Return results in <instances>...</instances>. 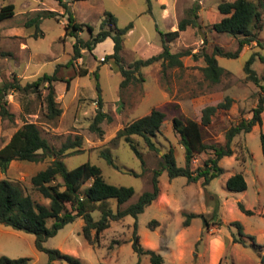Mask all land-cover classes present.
I'll return each instance as SVG.
<instances>
[{"label": "rangeland", "instance_id": "obj_1", "mask_svg": "<svg viewBox=\"0 0 264 264\" xmlns=\"http://www.w3.org/2000/svg\"><path fill=\"white\" fill-rule=\"evenodd\" d=\"M220 1L222 0H150L149 5L147 0H0V7L10 2L14 4V13L0 19V83L14 80L16 76L17 81L25 85L39 75L56 71L59 78L54 80L53 84L56 100L62 107L60 115L49 119L45 114L44 100L47 89L43 85H40L39 91L17 87L9 89L5 97L9 115L0 114V147L25 121H33L38 125L52 151L58 150L69 139L79 138V145L68 148L61 154L66 166L72 168L87 161L95 163L100 166L106 181L133 187L132 196L123 206L136 201L143 191L151 188L153 168L159 165L162 153L173 148L177 164L185 163L184 148L170 121L173 115L193 116L199 119L202 108L225 100L228 95L226 91L229 89H238L240 94H247L245 101L249 102L250 109L253 107L252 103L256 104L258 101L261 92L259 85L251 80H249L251 83H247L245 77L237 78L231 72H225L216 83L204 77L201 69L205 64L203 53L211 52L215 45L225 50H236L241 38L240 35L216 31L212 27V24L223 15L218 9ZM254 1L259 3L258 8L262 15V26L257 32L262 45L242 47L239 55L235 57L216 56L219 65L234 73L243 68L245 61L253 53L255 59L252 67L259 75L264 72V59L259 57V54L264 55V0ZM192 6H197V25H188L176 38L168 41L171 52L182 50L191 52L181 57L183 60L181 66L163 65L161 60L153 61L141 66L143 80L121 86L122 76L118 65L108 57L113 51L111 37L97 42L91 50L82 48V56L70 62L75 36L65 33L69 13L76 21L82 23L83 27L78 35L84 39L90 36L87 24H90L93 33H96L106 11L117 17L119 26L132 21L133 27L125 34L120 52L121 63L128 66L137 58H145L160 52L163 45L161 32L177 28L178 21L190 14ZM47 9L53 10L55 14L42 17L39 31L35 34V24L28 25L26 21L39 11ZM104 56H107L105 60ZM83 69H86L87 73L82 74ZM261 82L264 84V80ZM97 83L100 90L97 89ZM156 105L166 112L161 131L151 136L159 151L149 148L145 139L138 134H131V137L142 157L123 136L116 142L111 141L119 128ZM97 110L106 112V115L91 128ZM219 118L217 116L215 122ZM261 132H264V126L257 123L250 131L237 135L233 144L237 158L223 156L218 162L225 168L224 172H242L247 183L243 192L227 189L222 173L205 183L207 189L215 191L217 196L209 203V212L194 220L196 225L203 228L204 234L208 232L206 223H214L220 226V230L214 233L229 234L232 229L234 235L238 237L236 225L221 224L223 219L228 220L238 215L245 218L244 224L247 229L255 231L256 234L257 224L264 223V216L257 214V208L264 205V155ZM202 133L206 141L213 142L207 138L208 131L205 126L202 127ZM102 148L110 150L118 167H114L99 154ZM210 150L193 158L191 167L196 169L202 165ZM51 159L50 154L41 155L36 161L13 159L5 170H0V178H10L35 199L47 201V198L32 187L30 176ZM130 168L140 174L124 170ZM160 177L167 178V171L163 170ZM177 177L180 178L175 181L177 185L185 179L184 176ZM236 197H239V200H236ZM109 201L113 210H116V199L110 198ZM239 202L252 212L246 213L241 210ZM92 215L94 219H98L100 210H92ZM158 217L156 207L147 205L137 217L140 230L147 229V223ZM134 220L130 214L120 220H111L110 225L98 235L97 247L91 250L84 248L83 254L87 264L90 261L92 264H152L149 256L135 251L128 240ZM238 221L241 223V220ZM71 227L74 228L73 234L68 235ZM77 227V221L67 222L46 241L52 246L59 243L72 245L75 241L82 242L84 236L77 232ZM22 232L35 238L31 232ZM193 237L194 234H191L190 238ZM0 238L3 245L0 248V255L28 256L29 264H42L48 259L45 251L36 250L34 242L32 246H27L13 234H0ZM242 239L244 242L238 240L232 247L233 252L230 250L226 252L222 264H264V254L259 255V249L251 243L250 238L242 236ZM6 242H9L8 245ZM203 242L199 240L194 250L202 249ZM13 245L17 246L15 250ZM45 245L47 246L46 243ZM36 253L39 254V259L35 258ZM186 254L184 262L175 264H208L207 252L198 260L191 253ZM59 262L66 264L63 260Z\"/></svg>", "mask_w": 264, "mask_h": 264}, {"label": "trees", "instance_id": "obj_2", "mask_svg": "<svg viewBox=\"0 0 264 264\" xmlns=\"http://www.w3.org/2000/svg\"><path fill=\"white\" fill-rule=\"evenodd\" d=\"M150 5V0H147ZM258 4L254 0H222L218 3V9L223 14L222 17L212 24L216 31H225L233 35H240L239 46L236 50H225L219 45H215L211 52H204L203 58L205 64L201 66L205 79L212 83L219 82L222 74L230 72L225 67L219 65L217 55L235 57L238 56L244 43L255 41L256 45L261 44L257 32L262 26V15L258 8ZM66 6V4H64ZM14 13V4L7 3L0 7V19L8 17ZM53 10L39 11L35 16L30 17L26 24H35L36 32L39 31V23L42 17L54 15ZM197 6L190 8V14L182 17L178 21L177 28L161 32L163 38L162 50L148 57L137 58L128 66L121 63V50L125 34L133 27V22L129 21L124 26L117 24V17L110 11H106L100 22V28L93 33V27L87 24L90 36L87 39L78 35L82 30V23L75 20L69 13L68 21L65 26V33L75 36L72 42V57L70 62L82 56L81 49L87 48L91 50L95 44L111 37L113 40V51L108 55L118 65L121 73L120 85L125 86L128 83H135L143 80L141 66L149 64L153 61L161 60L163 65H179L183 64L182 56L189 54V50L171 52L168 41L173 40L188 25H197L198 20ZM264 59V55L259 54ZM107 56H104L105 60ZM255 59L254 53L245 61L243 71L245 78L255 82L260 87L258 101L252 107V115L248 118H241L238 122L231 124L225 130V141L223 143L207 142L203 140L202 127L211 122L213 114L220 108H227L231 104L232 98L227 95L225 100L216 104H208L202 108V113L198 118L182 117L173 115L171 123L179 135V142L184 148V165L176 162L173 148H169L160 155L159 165L153 168L151 177V188L143 191L138 199L132 203L123 204L132 196L134 190L131 186L116 185L106 181L102 174L100 166L91 162H83L79 165L68 168L63 161L61 154L65 153L68 148L76 147L80 144V139H69L55 151L48 140L42 135L40 128L33 121H25L10 136V139L0 147V170H5L10 161L13 159L36 161L41 155L50 154L52 159L41 169L37 170L30 176L32 187L35 188L43 197L49 199V203H43L35 199L30 193H26L23 187L7 177L0 178V222L19 229L31 232L35 235V246L38 250L45 251L48 255L46 262L42 264H52L55 259L64 260L67 264H84L77 256L61 251L56 247L45 245V241L56 234L59 228L65 223L73 221L77 216H81L84 220L82 225V234L93 245H96L98 235L102 230L109 226L110 221L123 218L125 215H132L135 220L133 223L134 231L131 245L138 253H145L149 256L152 264H163V256L155 249L144 247L139 241L137 233V217L144 208L150 204L159 193V175L163 170L167 171L170 178L175 176H185L188 181H194L199 177H203V182H208L212 177L220 174L223 167L218 161L224 155L233 153L232 141L235 135L242 131H249L253 125L262 123V110L264 108V72L259 75L252 67ZM87 73L86 69L81 72ZM57 72L51 74L44 73L39 75L33 81L27 82L25 85L18 82L15 76L14 80H5L0 83V114L9 115L6 108V95L9 89L14 87L24 90L39 91L40 85L47 89L44 95L46 102V116L49 119L56 118L62 112L59 101L56 100V93L53 81L58 79ZM100 90L99 83L96 84ZM100 99V98H99ZM100 104L101 101L99 100ZM101 107V105H100ZM106 112L97 110L91 128L101 121ZM166 119V112L156 106L142 114L136 119L126 123L119 128L116 134L111 138L115 141L123 136L124 139L132 146L136 153L142 157L137 149L131 134L141 135L149 148L159 151V148L152 140L151 136L161 131ZM261 146L264 155V132H261ZM209 149V155L204 159L203 164L196 169L191 167L193 158L199 156L202 152ZM52 151V152H51ZM99 154L107 159L114 167L118 165L114 162L111 152L108 148H102ZM144 162V161H143ZM133 174H140L134 169H124ZM58 177H60L58 179ZM225 185L230 190L242 191L247 187V183L242 172H235L227 177ZM110 198H115L117 208L113 210L110 206ZM239 207L246 213L252 210L246 208L241 202ZM100 210V217L94 219L92 210ZM193 215L192 213L187 216ZM185 223L187 221L185 220ZM157 224L156 219L148 222L150 227ZM231 224L236 225L239 236L236 240L244 242L242 224L238 220H233ZM250 238L251 243L256 247L259 246L255 242L253 234H245ZM30 257L18 256L10 257L5 254L0 255V264H29Z\"/></svg>", "mask_w": 264, "mask_h": 264}, {"label": "crops", "instance_id": "obj_3", "mask_svg": "<svg viewBox=\"0 0 264 264\" xmlns=\"http://www.w3.org/2000/svg\"><path fill=\"white\" fill-rule=\"evenodd\" d=\"M252 42L254 44H252ZM252 42L244 43L242 47L247 48L248 46L255 45V41ZM226 69L229 70L228 68ZM229 71L233 74V76L237 78L245 77L243 68L238 70L237 73H234L231 70ZM247 83L251 82L248 80ZM226 94H228L232 98L229 107L217 109L215 114H213L212 116L211 122L205 125L208 131L207 138L213 140V142L216 143H223L225 141V130L231 124L238 122V120L243 117H250L252 113V109L249 108V102L245 101V98H247V94H240V91L238 89H229L226 91ZM255 105V102H253L252 106L254 107ZM157 106L159 105H156V107ZM261 115L262 123L260 125L264 126V108L262 110ZM217 116H219L220 118L217 120V122H215V118ZM255 125H253V127ZM240 133H238L237 135H239ZM237 135H235V137ZM235 137L233 138L231 145L234 150L233 153L224 156H234L235 158H237L236 149L233 146ZM203 140L206 141V138L204 136ZM239 140H237V143H239ZM222 158L223 157H221L219 160H221ZM224 170L225 168L223 167V171L221 173L223 174L222 179L225 184L227 177L235 172H224ZM160 175L158 196L150 204H148V206L156 207L159 212V217L156 219V225L150 227L147 223L148 228L143 229L142 231L139 228V222L137 223V233L139 235V241L141 242V244L144 247L152 248L159 252L164 258L163 264L182 263L186 259V253H191L194 257H197L196 260H198V258L200 256H204L206 252L208 253V264H222L226 252L229 250L233 252L232 247L238 243V240L235 239L233 230L230 229L229 234L214 233L220 230V226L214 223H206L208 227V232L204 234L203 228L201 226L196 225L194 221L196 217H200V214L209 212V203L216 198V192L207 189V186L203 182V177H199L194 181H188L187 177L184 176L185 179L181 180L177 185L175 182L178 178L177 176L172 178H170L169 176L167 178H162L160 177ZM236 200H239V197H236ZM41 202L49 203V199L47 201ZM190 213H192L193 215L187 216V214ZM257 214L260 216H264V205L257 208ZM244 219L245 218L240 217L239 215L233 216L228 220L223 219L221 224L224 226H228L231 225V222L233 220H241L244 232V235L242 236L245 237V234H251L252 232H254L252 234L255 237V242L259 244V246L257 247L259 249V255L262 256L264 254V223L259 222L257 224L256 234L255 231H250L249 229H247L244 224ZM185 220L187 221V223H185ZM73 221H77V232L82 233V225L84 223L83 218L81 216H77ZM73 227L69 229L68 235L73 234ZM22 231L23 230L14 229L11 228V226H7L5 224L0 223V234H13L18 240H20V242L22 241L27 246H32V243L34 242V247L36 248L35 238H33V236L24 234ZM133 231L134 227L132 225L130 235L128 236V240H130V242L132 241ZM191 234H194L193 238H190ZM1 240L2 238H0V248H2L3 246ZM199 240H202V242L204 241V247L202 249L194 250V246L197 245ZM47 241L45 242L47 246H55L63 252L73 254L79 257L84 262V264H87L85 254H83L84 248L86 250H91L97 247L96 245L91 244L85 237L84 241H75L72 245L59 243L57 245L52 246L48 244ZM7 243L9 242H6V244ZM16 248L17 246H14V250ZM36 250L40 251L37 248ZM35 258H40L38 253L35 254ZM52 264L64 263L59 262V259H55L52 261ZM88 264H92V262L90 261L88 262Z\"/></svg>", "mask_w": 264, "mask_h": 264}, {"label": "water", "instance_id": "obj_4", "mask_svg": "<svg viewBox=\"0 0 264 264\" xmlns=\"http://www.w3.org/2000/svg\"><path fill=\"white\" fill-rule=\"evenodd\" d=\"M200 216H202V217H203V215H202V214H200ZM205 223H206V220H205Z\"/></svg>", "mask_w": 264, "mask_h": 264}, {"label": "built area", "instance_id": "obj_5", "mask_svg": "<svg viewBox=\"0 0 264 264\" xmlns=\"http://www.w3.org/2000/svg\"><path fill=\"white\" fill-rule=\"evenodd\" d=\"M195 159V158H194Z\"/></svg>", "mask_w": 264, "mask_h": 264}]
</instances>
